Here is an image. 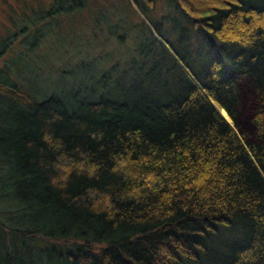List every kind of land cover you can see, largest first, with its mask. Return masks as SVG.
Segmentation results:
<instances>
[{
	"label": "trees",
	"instance_id": "16d2710c",
	"mask_svg": "<svg viewBox=\"0 0 264 264\" xmlns=\"http://www.w3.org/2000/svg\"><path fill=\"white\" fill-rule=\"evenodd\" d=\"M173 2L204 52L163 48L158 92L157 63L63 94L18 70L26 41L0 62V264H264V0Z\"/></svg>",
	"mask_w": 264,
	"mask_h": 264
},
{
	"label": "rangeland",
	"instance_id": "374dc122",
	"mask_svg": "<svg viewBox=\"0 0 264 264\" xmlns=\"http://www.w3.org/2000/svg\"><path fill=\"white\" fill-rule=\"evenodd\" d=\"M53 1L60 11H51ZM41 10L43 21L36 25L37 14L33 12ZM8 14L15 18L16 28L27 24L29 31L34 30L33 25L41 31L10 38L16 29L13 25L11 31ZM200 31L173 0H154L152 7L134 0H0V45L12 40L8 49L0 50V62L5 58L12 63L20 59L17 43L26 41L22 59L15 64L32 80L31 85L43 92L59 90L65 94L72 92L75 85L91 88L96 75L105 73L108 88L122 93L119 85L115 88L116 82L122 84L134 75L142 79L145 75L140 74V69L150 70L155 63L160 65L159 70H152L145 79L158 92L165 81L163 68L168 64L166 56L161 55L163 48L171 53L170 46L187 56L185 51L192 47L197 57L202 56ZM27 45L36 48L29 52ZM10 75L14 76L12 72ZM2 126L0 129L6 128L3 123ZM229 239L225 236L223 240L228 243Z\"/></svg>",
	"mask_w": 264,
	"mask_h": 264
},
{
	"label": "bare ground",
	"instance_id": "6f19581e",
	"mask_svg": "<svg viewBox=\"0 0 264 264\" xmlns=\"http://www.w3.org/2000/svg\"><path fill=\"white\" fill-rule=\"evenodd\" d=\"M219 113L221 114V115H223L224 117V119L231 125V122H230V120L226 117V115H224L225 113H223V111L222 110H219Z\"/></svg>",
	"mask_w": 264,
	"mask_h": 264
},
{
	"label": "water",
	"instance_id": "95a60500",
	"mask_svg": "<svg viewBox=\"0 0 264 264\" xmlns=\"http://www.w3.org/2000/svg\"><path fill=\"white\" fill-rule=\"evenodd\" d=\"M224 113V112H223ZM225 115V114H224ZM222 117H224L223 115H222Z\"/></svg>",
	"mask_w": 264,
	"mask_h": 264
}]
</instances>
